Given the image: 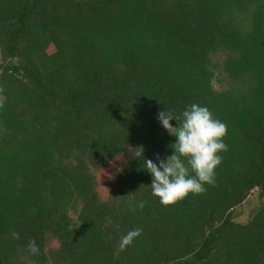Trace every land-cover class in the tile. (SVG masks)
Instances as JSON below:
<instances>
[{"label": "trees", "instance_id": "trees-1", "mask_svg": "<svg viewBox=\"0 0 264 264\" xmlns=\"http://www.w3.org/2000/svg\"><path fill=\"white\" fill-rule=\"evenodd\" d=\"M192 103L228 151L164 207L135 149ZM0 264H264V0H0Z\"/></svg>", "mask_w": 264, "mask_h": 264}, {"label": "clouds", "instance_id": "clouds-1", "mask_svg": "<svg viewBox=\"0 0 264 264\" xmlns=\"http://www.w3.org/2000/svg\"><path fill=\"white\" fill-rule=\"evenodd\" d=\"M157 120L167 134L175 138L170 145L171 155L157 156L155 162L145 160L144 148L140 146L135 149L134 156L144 161L145 170L152 178L149 186L152 197L168 207L189 195L202 194L207 190L206 185L215 184L216 169L222 163L221 154L228 151L224 142L227 125L207 106L198 103L186 106L180 113L165 108L157 113ZM144 206L143 200L136 204L139 209ZM140 235L138 228L127 232L121 238L120 250H125ZM27 249L32 255H39L35 240L29 241Z\"/></svg>", "mask_w": 264, "mask_h": 264}, {"label": "rangeland", "instance_id": "rangeland-1", "mask_svg": "<svg viewBox=\"0 0 264 264\" xmlns=\"http://www.w3.org/2000/svg\"><path fill=\"white\" fill-rule=\"evenodd\" d=\"M221 76L220 73H218V78ZM223 85V84H222ZM217 88H220L219 85H216ZM260 205V199L258 194L255 192L253 193L249 199L235 211L236 220L240 222H245L249 217H251L255 210Z\"/></svg>", "mask_w": 264, "mask_h": 264}]
</instances>
